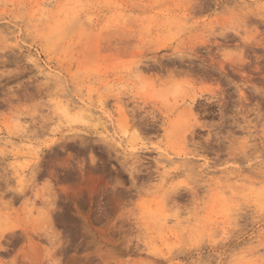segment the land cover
I'll return each mask as SVG.
<instances>
[{
  "label": "rangeland",
  "instance_id": "374dc122",
  "mask_svg": "<svg viewBox=\"0 0 264 264\" xmlns=\"http://www.w3.org/2000/svg\"><path fill=\"white\" fill-rule=\"evenodd\" d=\"M0 184V264H264V0H0Z\"/></svg>",
  "mask_w": 264,
  "mask_h": 264
},
{
  "label": "bare ground",
  "instance_id": "6f19581e",
  "mask_svg": "<svg viewBox=\"0 0 264 264\" xmlns=\"http://www.w3.org/2000/svg\"><path fill=\"white\" fill-rule=\"evenodd\" d=\"M37 4H38V3H37ZM75 16H76V15H75ZM71 17H72V16H71ZM73 17H74V16H73ZM73 17H72V18H73ZM72 18H70V19H68V20H71ZM56 22H57V21H56ZM56 22H55V23H56ZM57 24H58V22H57ZM50 29H51V28H50ZM51 31H52V30H51ZM176 55H177V54H176ZM174 56H175V55H174ZM242 62H243V61H242ZM27 134H28V133H27ZM39 168H40V167H39ZM39 168H38V170H39ZM36 169H37V168H36ZM41 169H42V168H41ZM33 170H34V169H33ZM48 170H49V169H48ZM46 172H47V171H46ZM51 172H52V170H51ZM33 173H34V172H33ZM44 173H45V172H44ZM48 173H49V172H48ZM34 176H35V174H34ZM33 179H34V178H33ZM32 181H33V180H32ZM48 182H49V181H48ZM257 182H258V181H257ZM260 182H261V181H260ZM260 182H259V183H260ZM0 185H1V184H0ZM51 185H52V184H51ZM1 186H2V185H1ZM49 187H50V186H49ZM4 188H5V187H4ZM50 188H51V187H50ZM24 190H25V189H24ZM50 190H51V189H50ZM261 190H263V188H262ZM53 191H54V190H53ZM3 193H4V192H3ZM24 193H25V192H24ZM14 194H15V193H14ZM18 194H19L20 196H21V194L23 195L22 191H21V193L18 192ZM258 194H259V193H258ZM263 194H264V193H263ZM263 194H261V195L263 196ZM2 195H3V194H2ZM16 195H17V192H16ZM16 195H15V196L12 195V196L14 197V199H16V197L19 196V195H18V196H16ZM12 196H11V197H12ZM262 196H261V197H262ZM13 197H12V198H13ZM263 198H264V197H263ZM0 199H1V197H0ZM9 201H10V200H9ZM46 203H47V202H46ZM11 204H12V203H11ZM235 205H236V204H235ZM5 206H6V205H5ZM229 209H231V208H229ZM233 209H234V208H233ZM233 209H232V210H233ZM48 210H49V209H48ZM48 210H47V213H46V211L43 212L44 214L46 213V216H47V214H48ZM51 211H54V210H51ZM50 213H51V212H49V214H50ZM49 214H48L49 217L47 216L48 218H46V221H47V219H48L50 222H51V221L53 222L52 218L50 219L51 214H50V215H49ZM43 217H44V216H43ZM46 221H45V222H46ZM52 222H51V224H52ZM166 222H167V221H166ZM32 223H33V222H32ZM166 224H167V223H166ZM48 227H49V226H48ZM11 228H12V227L8 228V230L11 229ZM5 230H7V229H5ZM5 230H4V231H5ZM51 230H52V229H51ZM26 233H27V232H26ZM9 236H11V235H9ZM1 237H2V236H1ZM0 239H1V238H0ZM0 245H1V244H0ZM1 247H2V246H1Z\"/></svg>",
  "mask_w": 264,
  "mask_h": 264
}]
</instances>
